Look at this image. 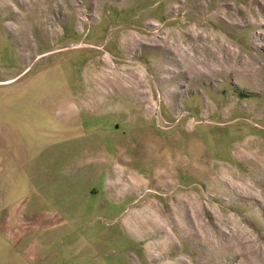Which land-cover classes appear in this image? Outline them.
Here are the masks:
<instances>
[{"label": "rangeland", "instance_id": "obj_1", "mask_svg": "<svg viewBox=\"0 0 264 264\" xmlns=\"http://www.w3.org/2000/svg\"><path fill=\"white\" fill-rule=\"evenodd\" d=\"M18 208L64 212V264H264V0H0Z\"/></svg>", "mask_w": 264, "mask_h": 264}, {"label": "crops", "instance_id": "obj_2", "mask_svg": "<svg viewBox=\"0 0 264 264\" xmlns=\"http://www.w3.org/2000/svg\"><path fill=\"white\" fill-rule=\"evenodd\" d=\"M19 210L20 208L8 214V223L0 211V264H64L62 235L56 233L61 244L53 246L49 240L55 236L49 237L48 234L52 233L41 229L45 228L42 225L63 224L64 212L53 211L48 216L29 214L27 221ZM25 210L26 208L22 212ZM53 254L55 257H52Z\"/></svg>", "mask_w": 264, "mask_h": 264}, {"label": "bare ground", "instance_id": "obj_3", "mask_svg": "<svg viewBox=\"0 0 264 264\" xmlns=\"http://www.w3.org/2000/svg\"><path fill=\"white\" fill-rule=\"evenodd\" d=\"M208 63V62H207ZM203 66V65H202ZM199 69V68H198ZM118 71V70H117ZM112 73H113V70H112ZM116 73V72H115ZM115 73H113V74H115ZM109 74V73H108ZM117 74V73H116ZM129 74V73H128ZM131 74V73H130ZM100 75H101V73H100ZM120 75V74H119ZM119 75H118V77H110V76H108L107 74H105L104 76H102L103 78L102 79H108L109 80V77L110 78H113L114 80H116L117 79V83H121L122 85L125 83V80H126V78H124L126 75H123L124 77H122V79H121V77L119 78ZM132 75V74H131ZM129 76V75H128ZM132 77V76H131ZM112 80V79H111ZM132 80V79H131ZM134 80V79H133ZM127 81V80H126ZM131 82V81H130ZM126 84V83H125ZM132 87V86H131ZM141 88H142V86H141ZM167 172L165 171L164 172V174H166ZM168 175V174H167ZM133 179V178H132ZM134 185L136 186V187H139V186H142V181L141 180H139L138 178H135L134 180ZM169 185H170V188H172L173 187V184L171 183H169ZM142 196V195H141ZM186 196V195H185ZM187 198V201H188V203L190 204V209H192V210H194V202H191V199H189L188 197H186ZM193 200V199H192ZM188 205V204H187ZM189 208H188V210H189ZM147 210H146V212H147V215H146V217L144 218H140L139 216L138 217H134V218H131V219H129L128 220V225H129V229L132 231V232H134V233H139L141 230L143 231V229L145 228V227H147V226H152V225H154L155 227H156V225H160V223H166V221L164 220L165 219V216H163L162 214H158V212H159V209L158 208H156V207H154V205L153 204H151V206H147V208H146ZM192 212V211H191ZM193 215H195V214H193ZM199 218L197 217V220H198ZM195 221V220H194ZM198 222H199V220H198ZM199 223H201V222H199ZM197 224V223H196ZM143 225H144V228H143ZM162 226V225H161ZM200 226V224L198 225V227ZM154 227V228H155ZM173 227V226H172ZM163 228V227H162ZM166 229V228H165ZM157 230V229H156ZM163 230V229H162ZM160 231V230H159ZM190 231H192L191 229H190ZM152 232V231H151ZM194 234V233H193ZM137 236H139V235H137ZM169 239V238H168ZM165 241V240H164ZM171 243V242H170ZM169 243V244H170Z\"/></svg>", "mask_w": 264, "mask_h": 264}]
</instances>
